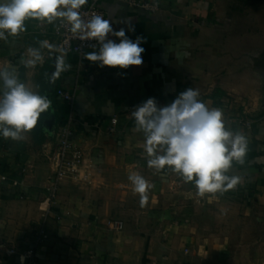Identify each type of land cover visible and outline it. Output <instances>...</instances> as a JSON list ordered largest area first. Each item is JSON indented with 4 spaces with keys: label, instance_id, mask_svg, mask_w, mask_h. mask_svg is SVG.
<instances>
[{
    "label": "crops",
    "instance_id": "0c3cea01",
    "mask_svg": "<svg viewBox=\"0 0 264 264\" xmlns=\"http://www.w3.org/2000/svg\"><path fill=\"white\" fill-rule=\"evenodd\" d=\"M156 1L155 14L119 0L99 2L114 31L144 38L140 66L101 68L61 53L56 21L29 18L24 31L0 39V71L15 68L22 83L51 102L38 120L40 143L31 131L21 140L0 135V264H20L41 226L38 264H264V0ZM29 49L42 57L35 66L22 63ZM61 55L70 67L53 81ZM188 88L246 138L243 163L233 161L226 173L238 183L223 193L200 197L193 182L148 167L144 133L134 131L136 106L149 98L166 106ZM69 120L70 141L83 151L91 183L61 180L47 207L56 169L47 157ZM133 173L149 183L143 205ZM112 220L123 228L112 230ZM10 248L16 254L6 255Z\"/></svg>",
    "mask_w": 264,
    "mask_h": 264
},
{
    "label": "clouds",
    "instance_id": "9594fccd",
    "mask_svg": "<svg viewBox=\"0 0 264 264\" xmlns=\"http://www.w3.org/2000/svg\"><path fill=\"white\" fill-rule=\"evenodd\" d=\"M87 0H3L0 2V39L15 36L24 31L29 18L54 23L57 19L70 26L73 34L81 40H95L98 51L84 53V58L97 62L99 67L127 69L143 63L140 45L142 36L131 40L125 29L114 31L110 20L99 14L89 20L82 19L79 10ZM129 31H134L129 28ZM119 38V43L108 39ZM45 46V42H42ZM50 47V46H49ZM30 59L22 61L26 66H35L42 57L36 49H29ZM64 56L57 57L54 81L60 72L69 68ZM0 135L12 140L23 139V133L35 128L42 113L50 108L46 96L31 90L22 83L15 68L0 71ZM197 89L188 88L166 106H158L155 98H149L135 107L131 116L135 121L134 131L145 136L143 152L147 165L156 170L170 169L182 177L185 183L193 182L197 195L223 193L232 189L238 178L227 175L233 161L243 163L247 141L244 135L226 127L221 109L209 108L199 99ZM133 190L141 196V205L149 183L137 173L129 175ZM21 262L25 259L21 256Z\"/></svg>",
    "mask_w": 264,
    "mask_h": 264
},
{
    "label": "built area",
    "instance_id": "2783aa9c",
    "mask_svg": "<svg viewBox=\"0 0 264 264\" xmlns=\"http://www.w3.org/2000/svg\"><path fill=\"white\" fill-rule=\"evenodd\" d=\"M131 9H138L145 11L148 14H155L159 11V4L156 0H119ZM100 0H88L87 4L83 5L79 10L82 19L89 20L93 15L99 14L105 18L104 11L99 6ZM53 34L57 37L55 47L58 51L64 54L77 55L80 61L86 60L84 53L90 50L99 49L100 45L95 40H81L78 34H73L70 31V26L60 19L56 20L53 28ZM58 96L67 102H72V96L67 91L58 90ZM111 125L108 127L109 131H113L117 122L113 117L110 120ZM72 134L70 120L58 127L54 144L48 154L47 159L52 162L56 169L49 179L46 187L48 196L45 199L48 207L56 198L58 186L63 179H70L72 182L89 184L91 183L90 165L85 162L83 151L76 147L71 141ZM46 207V208H47ZM110 228L114 231H120L123 228V223L120 220H112L109 223ZM34 247L28 248L19 255L24 256L25 259L20 264H38L35 247L45 240L46 234L43 227H39L33 234ZM16 249L10 248L5 250V254L10 256L16 254Z\"/></svg>",
    "mask_w": 264,
    "mask_h": 264
},
{
    "label": "trees",
    "instance_id": "16d2710c",
    "mask_svg": "<svg viewBox=\"0 0 264 264\" xmlns=\"http://www.w3.org/2000/svg\"><path fill=\"white\" fill-rule=\"evenodd\" d=\"M251 1V0H250ZM253 2H258V1H261V0H252ZM44 114V116H45V113H42V115ZM37 124H38V122H37ZM31 132L33 133V136H34V139H35V141L38 143H40L42 140H43V138L41 137V138H39V135H40V127H39V125H36L35 126V128L34 129H32L31 130Z\"/></svg>",
    "mask_w": 264,
    "mask_h": 264
},
{
    "label": "rangeland",
    "instance_id": "374dc122",
    "mask_svg": "<svg viewBox=\"0 0 264 264\" xmlns=\"http://www.w3.org/2000/svg\"><path fill=\"white\" fill-rule=\"evenodd\" d=\"M247 1H250V0H247ZM251 2H253V1L251 0ZM263 6H264V3H263Z\"/></svg>",
    "mask_w": 264,
    "mask_h": 264
},
{
    "label": "water",
    "instance_id": "95a60500",
    "mask_svg": "<svg viewBox=\"0 0 264 264\" xmlns=\"http://www.w3.org/2000/svg\"><path fill=\"white\" fill-rule=\"evenodd\" d=\"M88 2V1H87ZM87 4V3H86Z\"/></svg>",
    "mask_w": 264,
    "mask_h": 264
}]
</instances>
